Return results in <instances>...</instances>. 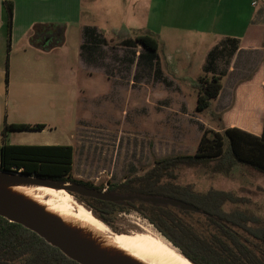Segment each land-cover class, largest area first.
I'll return each instance as SVG.
<instances>
[{
	"label": "crops",
	"instance_id": "0c3cea01",
	"mask_svg": "<svg viewBox=\"0 0 264 264\" xmlns=\"http://www.w3.org/2000/svg\"><path fill=\"white\" fill-rule=\"evenodd\" d=\"M6 2L12 4L9 45ZM99 21L107 25H97ZM111 21H119L122 26L118 28ZM96 26L98 31L106 28L103 35L114 34L118 29L135 35L151 33L163 48L169 66L176 59L166 48L175 43L178 52L181 44L176 41L182 42L191 48L184 58L187 64H192L196 49L204 54L203 73L209 52L216 48L215 57L208 63V74L220 76L221 89L212 99L208 112L221 113L224 127L220 131L237 127L261 134L264 0H0V144H69L73 147L74 165L81 148L78 150L71 141L74 134L69 139L58 138L53 106L49 102L38 104L47 117L31 120L26 112L30 104L21 101L47 95L49 82L62 91L70 54L78 66L82 65V70L96 69L91 61L93 44L87 43L86 53L82 48L84 28ZM93 72L89 70L85 74ZM79 91L84 92L81 88ZM5 123L46 126L41 130L7 131L3 138ZM27 131L49 134L31 137ZM11 136L13 141H9Z\"/></svg>",
	"mask_w": 264,
	"mask_h": 264
},
{
	"label": "rangeland",
	"instance_id": "374dc122",
	"mask_svg": "<svg viewBox=\"0 0 264 264\" xmlns=\"http://www.w3.org/2000/svg\"><path fill=\"white\" fill-rule=\"evenodd\" d=\"M99 24L107 25L101 21ZM111 24L122 26L119 21H111ZM105 29L101 28L100 36L104 41L93 48L91 61L96 69H89L94 71L91 75H86L89 70H82V65L78 66L70 54L62 91L49 82L47 95L21 101L30 104L26 112L31 120L47 117L38 104L49 102L53 106L58 138L69 139L74 134L71 141L78 150L81 148L72 165V178L97 186L143 174L164 157L193 154L202 133L200 124L214 131L224 127L220 112L195 110L194 84L203 73L201 51L196 49L192 53V64H187L184 58L191 48L176 41L181 44L178 52H175V43L166 48L175 56L174 65L167 64L161 46L156 52L158 64L157 58L149 64L143 57L137 63V54L142 48L131 42L135 34L103 35ZM87 50L84 47L85 53ZM80 88L84 92H80ZM27 132L31 137L49 134ZM12 139L13 136L9 141ZM179 181L191 184L197 191H231L242 200L236 204L227 202L224 209H247L264 221V173L250 166L236 164L229 174L212 172L202 165L183 168ZM91 213L95 215L92 210ZM102 222L112 231L127 234L144 231L146 227L175 246L147 218L133 210L116 213L110 225Z\"/></svg>",
	"mask_w": 264,
	"mask_h": 264
},
{
	"label": "trees",
	"instance_id": "16d2710c",
	"mask_svg": "<svg viewBox=\"0 0 264 264\" xmlns=\"http://www.w3.org/2000/svg\"><path fill=\"white\" fill-rule=\"evenodd\" d=\"M6 5L9 45L12 4L6 2ZM113 33L119 37L129 35L125 29ZM84 36L83 49L89 46L86 45L88 42L94 46L104 41L100 38L101 31L95 27H85ZM131 42L142 48L137 54V63L141 57L149 64L157 58L159 44L151 33L136 34ZM215 54L216 48L209 52L204 73L198 76L194 84L197 112L207 110L221 89L220 76L213 72L208 74V63ZM45 126L44 123H5L2 136L4 138L7 131L41 130ZM200 127L202 133L193 154H178L156 160L143 174L125 177L118 183L108 182L106 188L113 193L179 199L196 206L198 212L139 200L112 202L77 194L74 196L109 225L118 212L133 210L140 213L194 264H264L263 219L247 209L226 210L223 207L227 202L238 203L241 197L231 191H197L191 184L179 181L181 169L198 165L212 172L229 174L233 166L242 164L264 173V119L259 135L237 127H227L221 131L207 130L201 124ZM72 165L73 147L69 144H0V169L20 170L41 178L77 182L89 188L103 189V185L72 178ZM0 264L79 263L36 232L0 216Z\"/></svg>",
	"mask_w": 264,
	"mask_h": 264
},
{
	"label": "water",
	"instance_id": "95a60500",
	"mask_svg": "<svg viewBox=\"0 0 264 264\" xmlns=\"http://www.w3.org/2000/svg\"><path fill=\"white\" fill-rule=\"evenodd\" d=\"M38 185L65 189L72 195L112 202L139 200L153 205H170L182 210L199 211L191 203L170 197L113 193L89 188L77 182L52 180L17 170L0 169V216L36 232L79 264L148 263L118 247L101 231L58 214L24 190Z\"/></svg>",
	"mask_w": 264,
	"mask_h": 264
},
{
	"label": "bare ground",
	"instance_id": "6f19581e",
	"mask_svg": "<svg viewBox=\"0 0 264 264\" xmlns=\"http://www.w3.org/2000/svg\"><path fill=\"white\" fill-rule=\"evenodd\" d=\"M24 190L58 214L101 231L118 247L148 264H193L168 240L149 228L143 227L144 231L130 234L112 231L65 189L38 185Z\"/></svg>",
	"mask_w": 264,
	"mask_h": 264
},
{
	"label": "built area",
	"instance_id": "2783aa9c",
	"mask_svg": "<svg viewBox=\"0 0 264 264\" xmlns=\"http://www.w3.org/2000/svg\"><path fill=\"white\" fill-rule=\"evenodd\" d=\"M18 171H20V170H18ZM106 188H107V185H106V186H104L102 190H106Z\"/></svg>",
	"mask_w": 264,
	"mask_h": 264
},
{
	"label": "flooded vegetation",
	"instance_id": "af4514ba",
	"mask_svg": "<svg viewBox=\"0 0 264 264\" xmlns=\"http://www.w3.org/2000/svg\"><path fill=\"white\" fill-rule=\"evenodd\" d=\"M52 180H54V179H52Z\"/></svg>",
	"mask_w": 264,
	"mask_h": 264
}]
</instances>
